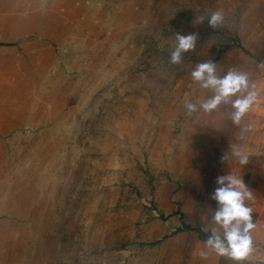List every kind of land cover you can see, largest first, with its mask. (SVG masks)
Returning a JSON list of instances; mask_svg holds the SVG:
<instances>
[{
  "label": "rangeland",
  "instance_id": "374dc122",
  "mask_svg": "<svg viewBox=\"0 0 264 264\" xmlns=\"http://www.w3.org/2000/svg\"><path fill=\"white\" fill-rule=\"evenodd\" d=\"M177 32L198 40L172 64ZM207 60L259 93L244 142L230 103L185 112ZM239 169L264 175V0H0V264H200L182 226L214 227Z\"/></svg>",
  "mask_w": 264,
  "mask_h": 264
},
{
  "label": "clouds",
  "instance_id": "9594fccd",
  "mask_svg": "<svg viewBox=\"0 0 264 264\" xmlns=\"http://www.w3.org/2000/svg\"><path fill=\"white\" fill-rule=\"evenodd\" d=\"M208 17V24L212 28L223 27L225 16L222 11L211 12ZM202 17L198 22L202 21ZM198 40V34L175 33V43L169 52V62L180 64L183 54L194 50ZM191 78L201 88L210 89L213 95L205 101L193 102L186 98L184 109L187 115L191 116L198 110L204 113L219 111L221 106L231 104L232 111L230 120L233 125L239 128L237 139L244 142L247 134L252 130V125L244 123V117L258 102L259 93L255 86L250 83L249 75L246 72L236 69L229 70L223 76L217 75V65L207 60L198 63L191 72ZM235 96L236 99H232ZM254 153L245 149L243 143L232 144L230 153H225L222 160L227 161L233 158L236 163L242 166L249 163V157ZM239 174L229 173L216 177L215 189L211 193V199L217 202L212 212V221L216 227L210 229V234L204 242V248L214 251L218 256H225L237 264L248 260L254 251V240L252 230L256 225L252 218V208L246 205L247 200L253 199L251 189L245 184L241 171ZM199 256L207 257L208 252L201 249Z\"/></svg>",
  "mask_w": 264,
  "mask_h": 264
},
{
  "label": "crops",
  "instance_id": "0c3cea01",
  "mask_svg": "<svg viewBox=\"0 0 264 264\" xmlns=\"http://www.w3.org/2000/svg\"><path fill=\"white\" fill-rule=\"evenodd\" d=\"M243 180L254 195L253 199L247 200L245 203L252 208V218L256 227L252 230L254 251L248 260L241 262V264H264V175ZM210 229H203L202 231L210 233ZM202 242L203 250L207 251L208 255L200 259V264H237L236 261L228 257L218 256L214 251L204 248L205 241L202 240Z\"/></svg>",
  "mask_w": 264,
  "mask_h": 264
},
{
  "label": "trees",
  "instance_id": "16d2710c",
  "mask_svg": "<svg viewBox=\"0 0 264 264\" xmlns=\"http://www.w3.org/2000/svg\"><path fill=\"white\" fill-rule=\"evenodd\" d=\"M182 228H183V229H188V230H192V231H194V232L197 234L198 238L201 239V240H204V241L207 240L208 235L210 234V233H205V232H203V231H202L200 228H198V227H194V228H192V227H190V226L187 225V224H184V225L182 226ZM179 230H180V229H179Z\"/></svg>",
  "mask_w": 264,
  "mask_h": 264
}]
</instances>
